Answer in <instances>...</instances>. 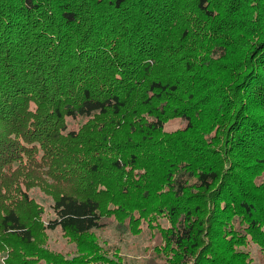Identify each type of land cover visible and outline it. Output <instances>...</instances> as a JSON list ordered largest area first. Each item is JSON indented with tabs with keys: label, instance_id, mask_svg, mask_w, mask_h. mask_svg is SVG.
<instances>
[{
	"label": "trees",
	"instance_id": "16d2710c",
	"mask_svg": "<svg viewBox=\"0 0 264 264\" xmlns=\"http://www.w3.org/2000/svg\"><path fill=\"white\" fill-rule=\"evenodd\" d=\"M241 31L253 43L230 71L208 78L223 91L211 111L217 119L207 118L264 169V0H0L3 264L44 258L17 213L32 203L28 183L9 180L24 169L51 179L46 228L59 227L83 253L50 256L52 264H89L103 215L131 231L166 216L161 251L178 264H251L234 246L249 237L264 250V184L233 163L224 171L207 164L203 134L190 149L184 137L163 134L177 115L184 133L194 130L197 106L186 102Z\"/></svg>",
	"mask_w": 264,
	"mask_h": 264
},
{
	"label": "rangeland",
	"instance_id": "374dc122",
	"mask_svg": "<svg viewBox=\"0 0 264 264\" xmlns=\"http://www.w3.org/2000/svg\"><path fill=\"white\" fill-rule=\"evenodd\" d=\"M253 40L252 35L249 36L241 31L238 42L233 45L235 51L232 50L220 62L221 64L216 66V70L210 69L212 72H208L207 78H205L207 81L201 84L202 87L199 85L198 96H195V99L189 102L185 101L186 104L196 103L197 106L194 108L192 118L194 130L184 133L186 130L185 119L177 115L165 120L163 134L167 137H184V142L189 149L198 144L197 138L203 134L207 138V164L210 163L218 171H224L229 163H233L232 168H235L236 174L243 173L247 177H253L256 181L255 183L260 185L264 184L263 167L255 165L254 161H244L245 155L239 156L240 152H237L238 148L234 143H232V147L228 146L232 138L222 133L224 127L216 131V125L212 123L213 120L210 121L207 118L210 115L217 119V116L211 111L218 104V97L223 91V86L217 78H208L212 77L217 72V69L219 71H230V65L236 66V52L245 51L253 43ZM203 64H205V61ZM187 77L190 79V76ZM230 81L234 80L230 79ZM227 84L225 83V87H227ZM177 96L184 100L186 99L184 94ZM70 122L68 128L71 125ZM9 180H13V183L16 181H27L28 183L27 188L22 186V189H26L27 197L32 200V203H21L17 207V213L32 228L34 243L44 255V258L39 259L36 264H52L53 261L50 256L65 260L73 258L77 260L80 257L79 255H83L82 252L77 251L75 241L67 233L62 232L59 227L55 229L46 228L48 221L54 218L51 208L53 203L52 186L49 184L51 179H49L47 174H38L32 169H24L17 176L12 175ZM193 181L194 179H191L187 183L190 184ZM192 191L194 190L190 191L189 189L185 194L189 195ZM156 221L155 226L152 227H148L144 221L140 224L139 231L132 230V232L125 225L119 224L114 217L103 215L102 222L104 227L92 230V245L96 244L97 250L93 254L88 255L87 258L84 257L85 261H90L89 264H178L177 257L173 259V254L169 250L161 251V248L165 245L162 234L163 229L170 226L168 218L161 215ZM160 228H162V232H160ZM247 238L248 241L244 246L236 245L234 248L237 251L248 252L251 264H264V250L259 251V244L253 243L249 237ZM1 249L0 264H3L8 246H4Z\"/></svg>",
	"mask_w": 264,
	"mask_h": 264
}]
</instances>
